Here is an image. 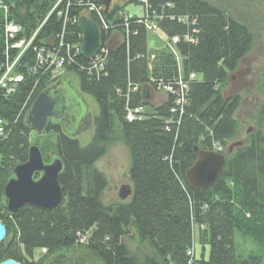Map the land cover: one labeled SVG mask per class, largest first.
I'll list each match as a JSON object with an SVG mask.
<instances>
[{
  "label": "trees",
  "instance_id": "trees-1",
  "mask_svg": "<svg viewBox=\"0 0 264 264\" xmlns=\"http://www.w3.org/2000/svg\"><path fill=\"white\" fill-rule=\"evenodd\" d=\"M58 1L0 0V79L8 63L18 58L15 50L8 49L7 21L22 28L20 38H30ZM137 2L116 0L110 13L103 12L106 21H118L119 12ZM98 3L103 5L104 0ZM151 3L164 14L159 26L169 37L183 36L187 28L167 17L189 16L196 21V42L182 41L176 46L181 64L165 45L150 49L149 33L140 26L137 35H131L129 46L126 40L110 46L104 70L90 67L92 61L78 55L67 74L53 78L51 71L38 65V51L31 49L13 71V77L22 76L23 81L10 84L12 93L0 89V222L8 231L7 239L0 243V263L76 264L61 252L79 247L103 264H264L260 256L241 254L236 243L238 234L264 242V98L257 110L258 129L243 143L238 141L243 127L236 116L242 99L223 93L253 49L250 25L213 0ZM81 10L74 12L79 15ZM63 24L64 18L52 15L35 45L57 43ZM101 29L105 44L113 31ZM73 31L74 38L66 41L81 45L79 25ZM181 66L185 76L192 72L199 77L191 85L188 104L178 121L171 113L173 96L163 92L166 101L155 106L151 97L145 99L143 89L160 92L149 83L151 79L174 85ZM68 76H75L78 91L97 105L95 135L83 147L74 131L48 124L46 132L54 136L53 152L39 146L47 161L59 158L63 162L60 183L64 200L52 211L25 205L12 214L7 210L5 185L15 168L28 161L30 148L41 137L27 123L29 111L38 96L53 85L63 83L77 90ZM136 85L142 87L137 95L132 87ZM262 88L264 91V81ZM128 106H141L142 117L129 122ZM214 142L226 156L224 173L213 188L194 191L186 174L197 160L195 148L213 151ZM113 143L123 144L129 151L133 194L125 201L108 203L106 177L95 166ZM197 244L203 248L200 258ZM206 248L210 250L208 259Z\"/></svg>",
  "mask_w": 264,
  "mask_h": 264
},
{
  "label": "built area",
  "instance_id": "built-area-1",
  "mask_svg": "<svg viewBox=\"0 0 264 264\" xmlns=\"http://www.w3.org/2000/svg\"><path fill=\"white\" fill-rule=\"evenodd\" d=\"M137 6H140L142 9V16H138L136 18L134 14H131L127 10L119 12V20L116 22L106 21V17L103 12L106 10L104 4L100 5L98 0H59L49 15L46 17L42 25L39 29L30 37L20 38L22 33V28L16 25L12 21H7L5 32L8 39V49L11 48L15 50L18 54V58L15 59L12 63L9 62L6 70L3 72L2 77L0 79V89H7L9 93L14 91V88H10V84L21 83L23 81L22 76L13 77V71L15 66L19 63L21 59L31 50L35 49L38 51V63L39 66L44 69L45 72L51 71L52 77H63L67 74V69L75 65L76 59L78 55L82 56V44L80 45L78 42H67L66 38H74V27L79 25L80 17L86 16L89 19H92L96 22L99 27L101 34V48L99 53L95 56V58L89 60L92 61L90 67L94 69H101L107 66L108 56L110 53L109 46L113 39H119L122 43L126 40L127 45L129 46V41L131 35H137V30L141 26L145 27L149 34L153 33L158 35L159 38L163 41V46L167 47L171 52L177 56V61L181 64L182 58L178 55L176 46L180 44V42L184 41L186 43H195L196 42V34L199 33L197 30L196 21H191L192 18L189 16H179V17H167L170 21L175 22L181 26H185L187 28L186 32L183 36L180 34H176L174 36H167L162 31L159 26V23L165 19L163 13H158L151 3V0H138ZM168 6L170 4L168 3ZM82 9L79 15L75 14L74 11L78 9ZM58 17L64 18L63 31L58 35V42L51 44H45L44 46H36V40L38 39V34L42 27L48 23L49 19L52 15H56ZM100 23V26L98 24ZM106 31H113L112 37L105 44L102 40V29ZM135 28V29H134ZM159 32L165 35V38L160 36ZM83 39V34H82ZM118 41V42H119ZM7 49V52L9 51ZM183 61V60H182ZM198 80V75L190 72L189 75L185 76L183 74V67L181 66V72L179 74V78L177 82H175V86L172 84H167L163 80H155L151 79L150 84L157 87V90L160 92H165L174 97V105L171 109V113H173L176 117H178V121H180L182 115L184 114L185 106L188 104V95L191 90V85L195 81ZM133 93L137 95L142 91V87L132 86ZM177 87V88H176ZM130 101H128L129 104ZM141 106H137L131 108L128 106L127 108V116L126 119L129 122H133L138 118L142 117ZM180 113V116L178 115ZM177 121V122H178ZM180 123V122H179ZM2 121H0V125ZM3 135V132L0 133V136ZM213 148L215 152L220 153L221 148L220 144L217 142L213 143ZM86 239H82V243H85ZM188 254L191 256V252Z\"/></svg>",
  "mask_w": 264,
  "mask_h": 264
},
{
  "label": "rangeland",
  "instance_id": "rangeland-1",
  "mask_svg": "<svg viewBox=\"0 0 264 264\" xmlns=\"http://www.w3.org/2000/svg\"><path fill=\"white\" fill-rule=\"evenodd\" d=\"M216 4L220 5L229 14L235 18H241L243 21L250 25V29L254 35L253 49L249 55H247L238 67V71L235 72L228 83V86L223 89L228 97L237 94L242 99V106L238 110L236 116L239 118L243 130L241 139L238 141L245 142L248 135L257 131L258 122V105L264 98V91L262 88L264 81V0H213ZM127 11L131 14L142 16V9L137 5H130L127 7ZM162 38L165 35L159 32ZM119 39H113L111 46L115 45V42ZM163 47V41L158 35L153 33L149 34V48L161 49ZM199 77V76H198ZM71 81L77 90L78 82L75 76L71 78L67 77ZM151 97V103L155 106L161 105L166 101V94L163 92L156 93L153 91L149 93ZM89 104L90 114L93 116L97 113V105L91 98H86ZM256 120V121H255ZM251 129V132L248 131ZM264 132V128H262ZM72 134V133H70ZM74 135V134H72ZM95 135V129L93 122L84 130L79 132L76 138L80 141L83 147L89 145ZM53 135L44 132L39 138L38 143L42 149H48L50 153L53 152ZM35 140V139H34ZM221 148V146H220ZM222 150V148H221ZM131 165V158L128 149L123 144L113 143L106 156L101 158L96 164V169L100 171L107 180V188L104 192L105 201L108 203L116 202L120 200L119 191L123 185H130L129 171ZM236 243L238 250L244 256L255 255L260 256L264 261V242L261 244L255 241L251 237H245L241 235L236 236ZM198 257H201L202 247L197 244L196 246ZM209 248H206V259L209 257ZM63 255L72 257L76 264H103L100 260L95 258L91 253L83 248H72L61 252ZM39 257L36 254V259ZM52 257H49L50 261ZM48 262V261H46Z\"/></svg>",
  "mask_w": 264,
  "mask_h": 264
},
{
  "label": "water",
  "instance_id": "water-1",
  "mask_svg": "<svg viewBox=\"0 0 264 264\" xmlns=\"http://www.w3.org/2000/svg\"><path fill=\"white\" fill-rule=\"evenodd\" d=\"M113 1L104 0L106 13L109 12ZM79 27L84 37L81 48L82 57L86 60H91L95 58L101 48L99 27L93 20L85 16L80 18ZM115 44L117 43L115 42ZM143 93L145 99L148 100L150 98L149 88L145 87ZM65 110V97L57 90H47L36 99L29 111L27 123L38 136H42L47 130L49 121L51 119H59ZM87 124L83 125L84 127L81 130L73 133L77 135L90 125ZM250 132L251 129L248 133ZM195 151L198 157L193 167L186 174V182L194 191L211 189L218 183L224 173L226 156L215 151L200 150L198 147L195 148ZM63 169L64 165L61 159L56 158L52 161H47L39 144L35 143L32 145L28 161L15 168L13 176L5 185L4 196L7 210L15 214L25 205L34 206L44 211H52L59 207L64 200V188L60 183ZM132 194L133 190L130 185H123L120 188L119 197L121 200L129 199ZM7 235V227L0 222V243L6 240ZM0 264L22 263L15 260H7Z\"/></svg>",
  "mask_w": 264,
  "mask_h": 264
},
{
  "label": "flooded vegetation",
  "instance_id": "flooded-vegetation-1",
  "mask_svg": "<svg viewBox=\"0 0 264 264\" xmlns=\"http://www.w3.org/2000/svg\"><path fill=\"white\" fill-rule=\"evenodd\" d=\"M50 89L59 91L65 97L66 110L60 115L59 119H51L49 124L62 126L64 130L71 132L81 130L84 127L83 125L93 122L94 116L90 114L88 101L80 91L73 89L72 86L67 87L63 83L53 85L48 90ZM85 110L87 112L84 115Z\"/></svg>",
  "mask_w": 264,
  "mask_h": 264
},
{
  "label": "crops",
  "instance_id": "crops-1",
  "mask_svg": "<svg viewBox=\"0 0 264 264\" xmlns=\"http://www.w3.org/2000/svg\"><path fill=\"white\" fill-rule=\"evenodd\" d=\"M115 1H116V0L113 1L114 4H115ZM104 6H105V5H104ZM105 8H106V7H105ZM110 10H111V8H110ZM110 10H109L108 13H110ZM108 13H107V14H108ZM91 20H92V19H91ZM94 22H95V21H94ZM95 23H96V22H95ZM115 45H116V44H115ZM115 45H114V46H115ZM109 47H110V46H109ZM109 49H110V48H109Z\"/></svg>",
  "mask_w": 264,
  "mask_h": 264
},
{
  "label": "bare ground",
  "instance_id": "bare-ground-1",
  "mask_svg": "<svg viewBox=\"0 0 264 264\" xmlns=\"http://www.w3.org/2000/svg\"><path fill=\"white\" fill-rule=\"evenodd\" d=\"M38 65H39V63H38Z\"/></svg>",
  "mask_w": 264,
  "mask_h": 264
}]
</instances>
